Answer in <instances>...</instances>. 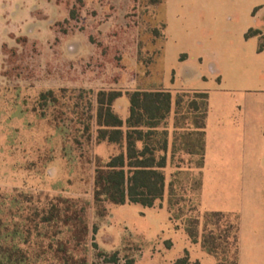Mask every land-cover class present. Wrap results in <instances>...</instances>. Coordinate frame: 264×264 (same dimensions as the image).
<instances>
[{
  "label": "rangeland",
  "instance_id": "rangeland-1",
  "mask_svg": "<svg viewBox=\"0 0 264 264\" xmlns=\"http://www.w3.org/2000/svg\"><path fill=\"white\" fill-rule=\"evenodd\" d=\"M251 11L242 0H0V188L86 199L97 228L88 264H173L185 249L190 260L217 264L183 228L204 211L236 214L238 264H264V25L245 36L256 28ZM48 88H66L65 100L81 106L93 95L85 90H121L113 104L120 116L126 91L206 92L202 167L177 147L152 207L105 203L98 216L93 158L117 147L77 146L38 119L32 108ZM193 98L201 103L194 96L184 103ZM100 251H118L117 261L104 262Z\"/></svg>",
  "mask_w": 264,
  "mask_h": 264
},
{
  "label": "trees",
  "instance_id": "trees-1",
  "mask_svg": "<svg viewBox=\"0 0 264 264\" xmlns=\"http://www.w3.org/2000/svg\"><path fill=\"white\" fill-rule=\"evenodd\" d=\"M82 2V0H77ZM161 0H151L154 4ZM71 19H78L75 8ZM249 29L245 36L259 34ZM264 44L259 49L262 50ZM66 88L40 91L32 111L38 119L49 123L55 132L71 137L73 144L84 142L100 145L105 142L117 151L104 159L93 158V204L98 216L105 213V203L123 205L136 203L152 207L165 192L167 131L165 120L171 114L172 93L165 90L126 91L129 101L128 116L123 120L114 110V102L123 95L121 90L100 89L84 105L65 100ZM84 90H81L83 92ZM194 96L184 103V97ZM78 97H82L80 93ZM206 92H181L174 98V124L182 127L191 117V126L200 136L196 150V167L204 159V129L207 116ZM73 113L75 117H70ZM23 114V113H22ZM188 127V126H187ZM141 143L139 146L138 143ZM160 151L156 156L155 152ZM68 151L64 148V155ZM171 185V184H170ZM198 186L201 188V180ZM171 203V202H170ZM89 203L86 199L47 190L23 187L0 188V264H88V239L91 230L87 219ZM238 216L231 212L204 211L201 216L188 217L183 225L192 243L216 258L217 264H238ZM95 247L96 244L92 243ZM104 262L115 263L118 251ZM125 264H134L128 258ZM173 264H200L190 260L188 251Z\"/></svg>",
  "mask_w": 264,
  "mask_h": 264
},
{
  "label": "crops",
  "instance_id": "crops-1",
  "mask_svg": "<svg viewBox=\"0 0 264 264\" xmlns=\"http://www.w3.org/2000/svg\"><path fill=\"white\" fill-rule=\"evenodd\" d=\"M246 1V3H249V9H251L250 17L253 20L254 26L256 28L252 29H259L261 28V25H264V0H242ZM251 29V28H250ZM260 54H264V48L260 51ZM173 96V95H172ZM174 98L172 97V108H171V114L170 116L165 120L166 124H161L163 127L159 128L160 130L165 129L167 131V152H166V165L168 163L169 155L171 152V158H173V153L177 150V147L179 149L182 148V146L187 147V153L189 154H195L196 150L200 146V136L197 134V130L191 126V117L192 113L189 115L190 120L188 121L187 124L183 125L182 127H176L174 124ZM128 111H129V104L128 107L125 111L124 115H121L120 117L125 120L126 117L128 116ZM169 119L172 121L169 123ZM188 126V127H187ZM184 138L185 142H181L180 139ZM207 142V133L204 135V145L206 146ZM138 145L140 146L141 143L139 142ZM173 149V150H172ZM160 151H156L155 154L156 156L160 155ZM166 167V166H165Z\"/></svg>",
  "mask_w": 264,
  "mask_h": 264
}]
</instances>
